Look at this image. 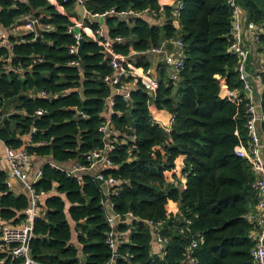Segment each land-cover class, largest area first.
Segmentation results:
<instances>
[{"label": "trees", "instance_id": "16d2710c", "mask_svg": "<svg viewBox=\"0 0 264 264\" xmlns=\"http://www.w3.org/2000/svg\"><path fill=\"white\" fill-rule=\"evenodd\" d=\"M59 1L68 9L75 3ZM229 1L182 0L177 18L172 17L173 8L165 7L168 20L163 27L142 17L134 22L120 18L130 8L159 10L157 0L85 3L93 14L112 10L119 14L106 20L110 38L125 39L114 42L116 53L147 52L168 39L184 44L179 78H170L165 67L157 77L154 102L158 109L174 115L170 130L153 119L152 98L144 85L133 89L128 99L120 94L114 97L111 121L119 135L108 156L114 166L102 174L121 181L115 187L117 193L109 197L115 213L135 217L129 241L115 250L107 242L111 227L101 181L87 174L77 179L56 165L75 160L89 166L88 153L105 149L99 127L112 94L113 86L106 79L114 73L111 59L101 45L84 35V68L70 65L79 56L70 53L76 38L68 33L72 24L67 16L47 0L1 1L0 23L5 28L31 14L43 26L41 35L11 36L12 50L0 49V101L18 97L21 102L11 115L0 110V139L20 149L25 144L23 136L28 135L29 153L53 160L44 165L33 184L37 192L48 193L46 210L35 218L30 242L37 261L111 264L114 259L115 264H183L188 248L198 241L190 255L199 264H254L255 241L250 232L255 226L245 215L259 200L253 187L257 176L251 163L235 151L240 139L247 137L249 98L243 93L236 101L221 97V81L229 90L243 88L239 58L230 51ZM238 1L251 20L264 21V0ZM87 23L94 30L99 27V23ZM46 25L52 28L46 29ZM260 42L264 50V35ZM9 56L13 69L3 70ZM39 58L44 60L39 62ZM134 63L149 72L145 56ZM130 78L123 75L122 80ZM261 103L264 111V95ZM30 204L27 195L10 190L8 174L0 170V218L19 222ZM146 221L163 223L161 234L169 239L164 254L152 251L154 232ZM119 229L126 231L128 226L121 224ZM18 261L10 257L6 264Z\"/></svg>", "mask_w": 264, "mask_h": 264}, {"label": "built area", "instance_id": "2783aa9c", "mask_svg": "<svg viewBox=\"0 0 264 264\" xmlns=\"http://www.w3.org/2000/svg\"><path fill=\"white\" fill-rule=\"evenodd\" d=\"M66 1V0H64ZM158 1V0H157ZM78 6L85 7L86 0H75ZM232 7V44L230 47V51L236 54L239 58L238 60V71L239 78L243 81L244 92L249 94V103L247 104V120H246V139H240V142L235 148L236 153L246 158L252 165V169L258 175L253 187L258 192V203L257 208L260 212L257 216H252L251 220L256 225L257 237L255 238V244L252 248V258L254 264H264V159L262 156V150L264 148V140L261 138V135L258 130V124L264 123V112L260 111L257 105L252 101V85L247 80V74L245 73V58L247 56L248 44L249 42H255L260 45V38L264 35V21L263 22H255L250 20L247 22L246 29L243 30L240 25V17L239 10L240 6L237 0L229 1ZM159 3L162 5V2L159 0ZM172 5L175 7V11L178 12L183 7L182 0H174ZM61 8V7H60ZM62 9V8H61ZM163 10V7L160 6L159 10L154 9H145L143 11H137L134 9H128L121 13L122 16L127 18H136L144 15H149L153 18L158 17V14ZM35 20L28 17V23L26 27L32 32L35 30L34 27ZM79 25L74 24L69 26L68 31L72 33L76 38L77 45H73L70 47V52L72 54H76L77 46L80 43V39L82 38L81 32L79 31ZM118 41H122L121 37L116 38ZM177 40L178 46L181 48L180 55L178 57L168 56L166 58V64L174 70L176 75H179L182 69L184 68V44L181 40ZM8 41V35L4 31H0V47L6 44ZM101 44L103 43L107 48H110L112 54L111 64L117 70V75L114 79V83H119L121 81V77L123 74H129L133 76V82L139 83L141 82L147 89L148 92H152V98L155 99L156 91L159 87V83L157 79L150 77L145 72L137 73L134 67H132L127 61V57L115 54L112 51V40H108L106 42L99 41ZM154 52H159L160 48L155 47L152 49ZM2 58H0L1 60ZM72 64H77L72 62ZM130 66V67H129ZM135 73V75L133 74ZM175 75V76H176ZM250 75V74H249ZM251 77V76H250ZM257 78L260 80H264V69H262ZM239 91L238 90H229L228 87L221 81V97L228 98L232 101H236L239 99ZM37 114H42V110H38ZM174 119V117H173ZM100 132L103 134L105 143V149H95L88 153V161L91 164L82 165L76 163L72 168H61L65 170L70 176H74L77 179H81L83 177L82 171L88 170L92 165L97 162H103L106 167H113V163L108 156L105 155V151L109 149L110 151L114 149L115 142L117 139H114V135L119 132L113 127L110 120L104 121L100 127ZM5 158L9 166V174H8V184L10 177H17L20 180L26 183L29 191L32 195L31 206L28 207L24 214L25 217L17 225H3L2 220L0 218V254H3L0 259V264H6V261L11 257L13 260H19V264H43L37 261L31 255L30 242L34 237L33 225L36 217L42 215L44 211L38 212V203L39 199L44 195V191L37 192L33 188V184L39 180L41 177V173H39L37 180L35 182H28L27 178V169L31 163V154L26 148L15 149L5 144ZM97 180L104 182L109 187V195H114L117 193L116 186H118V181L112 176H105L102 173H98L94 176ZM129 216H133L132 213ZM134 217V216H133ZM116 221L114 218L109 219V225L111 227V231L108 233L107 242L110 246L115 250L117 239L113 232V227ZM148 223L154 234V240L160 246L159 253L164 254L169 239L165 238L161 234L162 230V222H153L146 221ZM198 245V241L194 242L189 248V256L183 264H199L197 259L192 257L190 254ZM13 264V263H11Z\"/></svg>", "mask_w": 264, "mask_h": 264}, {"label": "crops", "instance_id": "0c3cea01", "mask_svg": "<svg viewBox=\"0 0 264 264\" xmlns=\"http://www.w3.org/2000/svg\"><path fill=\"white\" fill-rule=\"evenodd\" d=\"M1 1L2 0H0V12L2 10ZM11 1H13V2L19 1L22 3H29L30 0H11ZM47 1H49L51 4H53L61 14L67 16L70 19L72 25L77 24L80 26L79 31L81 32L82 38L85 39L84 35H86L90 39H92L94 42H97L99 45H101L103 47V52L105 53L106 57L110 58L111 61H112V54H111L110 48H107L103 43L101 44L99 41L106 42L108 40H112L113 41L112 42V51L115 54L122 55V54L116 53L113 50L114 42L118 41V40H116V38L121 37V36H118L115 39H111L109 36V28H108V25L106 22L107 18L119 15L114 10L107 11L106 13L99 15V14H93L91 11H89L86 7V4H85V7L81 8L82 5L78 6V4H76V2H75L73 4L72 8L68 9L59 0H47ZM160 1L162 2V5L159 3V0H158V4H159V6L163 7V10L158 14V17L153 18L149 15H144L141 17L144 18L145 20H147L152 25L154 24V25H158L160 27H163L165 22L168 20V16L166 14L165 7L173 8V11H172V17L173 18H177L178 12L175 11V9H174L175 7L172 5L174 0H160ZM63 2H65V1H63ZM238 4L240 6V10H239L240 25H241V28L243 30H245L247 22L250 19L249 13H248L247 9H245V7H243V5L239 1H238ZM15 7H16V4L15 3L12 4V8H15ZM87 15L95 16L97 18L104 17L105 20L103 22H101L99 19H91ZM32 16H34L38 22V19L36 18V16L31 14L27 17H23V18H19V19L15 20L14 24H12V26L9 28H5L0 23V31H4L8 35V41L6 42V44L1 46L0 49L2 47H7L9 49V51H11L12 50L11 48L13 46V43L11 42V39H10L11 36H16L17 38H23V36H25L26 34L31 32L26 27V25L28 23V17L31 18ZM120 18L126 19L127 21L131 20V22H134V19H135V18L124 17L121 14H120ZM87 22L99 23V27L94 30L88 25ZM261 22H263V20ZM38 24H39V27L41 28V30L43 32V26H41V24L39 22H38ZM176 24L178 26V22H176ZM34 27H35V30L32 32H34L36 35H41L38 33L35 24H34ZM44 27L46 29L52 28L50 25H46ZM68 33H70V32L68 31ZM122 39L123 40L119 41V42L125 41L124 38H122ZM74 45H77V43H75ZM79 46H80V43L77 46L78 52L75 54V55L79 56V59L75 60V61H71L70 65L76 66L79 69H83L84 68V66L82 67L83 58H82L81 54L79 53ZM159 48H160L159 52L152 51V49H153L152 48L151 50H149L147 52H143V53L142 52H132L130 55H127V56L122 55V56L127 57V61L129 62V64L132 67H134V69L136 70L137 73H144L145 72L150 77L158 79L157 77H158V74L160 72L159 70L161 69V67H165L167 70L168 76L172 79L177 80L179 78V76L174 73V70L172 68H170L166 64V61H165L168 56H172V57L176 58L180 55L181 48L178 46L177 40L176 39L165 40ZM262 48L263 47L261 46V42H260V45L253 42V41L249 42V44H248V50L251 53L250 76H251L252 82H250V84L252 85V89H253L252 101L257 105V107L260 111L264 112L262 110V103H261L262 97L264 95V80H260L259 78H257V75L259 74V72L262 69H264V50ZM80 56H81V58H80ZM142 56H145L146 59L149 60V63H150L149 72H146L143 67H138L134 63L135 59L137 57H142ZM0 58L3 59V57H1V56H0ZM2 59L0 60V62L2 61ZM5 60H7L8 63L2 65L3 70L13 69L12 64H10L11 57L9 56ZM43 60L44 59L39 58V62H42ZM72 62H75L77 64H72ZM15 68L17 70H22V67H15ZM117 73L118 72H117L116 68H114L113 75L106 78L110 81V83L112 84L113 87H112L111 96H109L106 100V109L102 113V116L104 117V121H106V120L111 121V116L114 113V109H113L114 97L116 95L120 94V95H123L126 99H128L130 92L133 89H136L139 84H142L141 82H139L137 84L133 82V80H132L133 76L131 75L132 73L123 74V75H130L131 76L130 79L123 81L122 80L123 75H122L121 81L119 83H114V79L117 78L116 77ZM133 74L135 75L134 72H133ZM114 91H116V93H113ZM242 93H243V96L249 98V94L244 92V90L239 91V94H242ZM39 95L44 96L46 94H45V92H39ZM150 97L152 98V96H150ZM20 104H21V102H20V99L18 97H13L10 99L2 100V101H0V110H2V112H4V114L6 116H8V115H11L14 112L18 111ZM150 111L153 115V119L155 120V122H157L158 124L163 126L165 129L170 130L172 123L174 121V119H173L174 115L172 113H170L166 109H158L157 106L155 105L154 98H152V101H150ZM111 123H112V121H111ZM258 130H259V133L261 135V138L264 140V123L258 124ZM118 135H119V133L115 134L113 138L117 139ZM23 140L25 141V144L23 146H21L20 148H26L31 143V138L28 135H24ZM122 141H125V139H123ZM30 154H31V163L27 169V175H28L27 181L31 183V182H35L37 180V177H38L39 173L42 172L44 165H46L47 163H53V160H52V158H50V156H38V155H35L32 153H30ZM109 154H110V150L107 149L105 151V155L109 156ZM262 156L264 159V148L262 150ZM76 163H78V161L73 160V161L64 162V163L56 164V165H59L60 168H72ZM107 169H109V168L105 166L104 161H103V162L95 163L88 170L82 171L81 173L83 175L87 174V175H92L94 177L96 174L103 173ZM0 170L6 172V174H9V166H8V163H7L6 158H5V143L1 139H0ZM256 176L258 178L257 174H256ZM9 182H10L9 187H10L11 191H13L15 194L27 195L29 197L30 201L32 202L31 192L29 191V189L26 186V183L24 181L20 180L17 177H10ZM120 182L121 181H118V185L120 184ZM101 183L103 184L104 182H101ZM183 186H184V184H181L180 187L183 188ZM105 192H106L107 198L105 199L103 205H104V208L106 211V215L108 217V220L110 218H114V220L116 221V223L113 227V232H114L116 239H117V243H116V249H117V247L120 243L129 241L130 231L132 229V227H130V226H132L135 217L128 215L125 218H123L122 216H119L118 214H116L114 209H113V205L111 203V200L109 198L110 197L109 192L108 191H105ZM47 197H48V193L45 192L44 195L39 199L38 208H37L38 212H40V211L42 212V211L46 210L45 203H46ZM31 205L32 204H30V206ZM24 212L25 211L21 212V214ZM259 214H260V212L257 208V205H255L253 207L251 206L250 210L245 215L247 220L255 226L253 228V230H251V232H250V236L253 240H255V238L257 237V230H256V225L251 220V217L257 216ZM1 220H2L3 225H17V224H20V222L23 219H20L19 222H16L15 220H8V221L3 220V219H1ZM121 224H126L128 226V230L121 231L119 229ZM151 249L153 252L154 251L155 252L160 251V246L158 245L156 240H154V236H153ZM111 264H115L114 259L112 260Z\"/></svg>", "mask_w": 264, "mask_h": 264}, {"label": "water", "instance_id": "95a60500", "mask_svg": "<svg viewBox=\"0 0 264 264\" xmlns=\"http://www.w3.org/2000/svg\"><path fill=\"white\" fill-rule=\"evenodd\" d=\"M81 8H83V6H81ZM89 18H91V19H99L101 22H103L104 20H105V18L104 17H101V18H97V17H95V16H91V15H87ZM31 19H34L35 20V26H36V29H37V31H38V33L39 34H42V30H41V28L39 27V24H38V22H37V20L35 19V17L34 16H32L31 17ZM84 41H85V39L84 38H81L80 39V46H79V53L81 54V56H82V58L84 59V51H83V43H84ZM85 65V62H84V60L82 61V67ZM250 66H251V53L250 52H248L247 53V56H246V58H245V73L247 74V80L249 81V82H252L251 81V77H250ZM113 93H116V91H114ZM148 95L149 96H152L153 95V93L152 92H148ZM102 188H103V190H105V191H108L109 190V187H108V185L106 184V183H103L102 184ZM32 255V254H31ZM33 256V255H32Z\"/></svg>", "mask_w": 264, "mask_h": 264}]
</instances>
